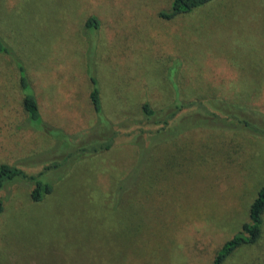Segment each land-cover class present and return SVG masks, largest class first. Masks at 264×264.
<instances>
[{
  "label": "rangeland",
  "instance_id": "1",
  "mask_svg": "<svg viewBox=\"0 0 264 264\" xmlns=\"http://www.w3.org/2000/svg\"><path fill=\"white\" fill-rule=\"evenodd\" d=\"M172 2L0 0V36L44 122L72 137L97 128L93 75L118 131L109 151L66 161L61 139L28 125L16 68L0 56V165L36 175L65 160L41 202L27 183L0 191V264H213L249 222L264 185V0L161 19ZM177 97L255 109L261 133L181 129L188 110L167 126L145 120V103L161 111ZM225 264H264V238Z\"/></svg>",
  "mask_w": 264,
  "mask_h": 264
},
{
  "label": "trees",
  "instance_id": "2",
  "mask_svg": "<svg viewBox=\"0 0 264 264\" xmlns=\"http://www.w3.org/2000/svg\"><path fill=\"white\" fill-rule=\"evenodd\" d=\"M215 0H173L168 11L159 14L161 19L170 21L181 15L190 14ZM96 18L88 20L87 27L98 26ZM0 56L10 59L17 71L18 82L23 95L22 105L28 116V125L49 136L63 141L66 154L65 160L90 158L105 153L112 149L118 138V131L103 113L101 90L97 79L92 75L93 90L90 100L97 116V128L90 131V134L83 137H72L63 130L50 128L43 120L38 98L32 88L30 79L23 62L16 55L14 50L0 36ZM188 110V116L182 117L179 126L181 129L197 128L201 126L221 128L226 130H242L251 134H260L256 130L261 122H255V114L261 112L255 109H248L223 99H209L205 101L196 100L185 103L178 97L169 108L155 111L149 103L143 105L145 120L152 125H168L174 121L183 111ZM187 121L188 123H185ZM54 162L46 166L43 171L36 175L28 174L21 168L7 164L0 165V191L8 184L22 182L33 186L31 198L34 202H41L47 195L53 192V183L48 175L58 171L65 160ZM60 179V178H59ZM5 210V204L0 197V214ZM249 222H246L242 229L229 241H227L217 252L213 264H225L227 260L243 247L256 246L264 238V185L250 207Z\"/></svg>",
  "mask_w": 264,
  "mask_h": 264
}]
</instances>
